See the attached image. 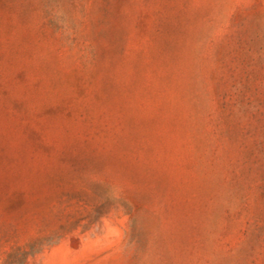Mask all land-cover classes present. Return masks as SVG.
<instances>
[{
    "label": "rangeland",
    "instance_id": "obj_1",
    "mask_svg": "<svg viewBox=\"0 0 264 264\" xmlns=\"http://www.w3.org/2000/svg\"><path fill=\"white\" fill-rule=\"evenodd\" d=\"M0 264H264V0H0Z\"/></svg>",
    "mask_w": 264,
    "mask_h": 264
}]
</instances>
